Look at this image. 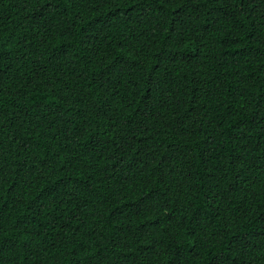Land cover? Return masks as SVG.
Segmentation results:
<instances>
[{"label":"trees","instance_id":"16d2710c","mask_svg":"<svg viewBox=\"0 0 264 264\" xmlns=\"http://www.w3.org/2000/svg\"><path fill=\"white\" fill-rule=\"evenodd\" d=\"M0 264H264V0H0Z\"/></svg>","mask_w":264,"mask_h":264}]
</instances>
